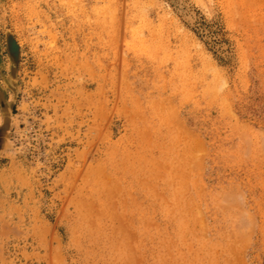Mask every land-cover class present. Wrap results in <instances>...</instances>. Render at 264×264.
Returning <instances> with one entry per match:
<instances>
[{
    "label": "rangeland",
    "instance_id": "obj_1",
    "mask_svg": "<svg viewBox=\"0 0 264 264\" xmlns=\"http://www.w3.org/2000/svg\"><path fill=\"white\" fill-rule=\"evenodd\" d=\"M0 264H264V0H0Z\"/></svg>",
    "mask_w": 264,
    "mask_h": 264
}]
</instances>
